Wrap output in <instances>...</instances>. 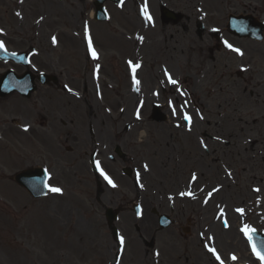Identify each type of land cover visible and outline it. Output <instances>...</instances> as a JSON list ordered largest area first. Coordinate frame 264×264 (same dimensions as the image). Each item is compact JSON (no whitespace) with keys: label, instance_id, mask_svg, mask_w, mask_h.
<instances>
[{"label":"rangeland","instance_id":"1","mask_svg":"<svg viewBox=\"0 0 264 264\" xmlns=\"http://www.w3.org/2000/svg\"><path fill=\"white\" fill-rule=\"evenodd\" d=\"M51 1L0 0V30H2L0 40H4L11 50H24L35 46L38 55L33 59L47 63L51 66L48 70H55L63 81L74 87V85H82L84 82L89 83L87 77L91 76V64L86 62V51L82 39L84 26L90 27L107 59L104 72L108 75L103 73L104 77L98 82L102 83L109 106L114 102L116 103L115 107H122L116 110L119 116H115L120 120L113 122L106 118L96 131V138L103 139L107 127L121 124L115 126L113 133L119 135V138L116 139L117 143L128 153L131 159L129 164L140 167L142 161H147L150 169L146 175L143 173L145 175L141 184L143 187L140 185L137 188L132 178L122 174L120 167L124 164L123 161L117 158L112 161L105 158L108 166L115 173L118 186L108 190L102 182V194L98 199L96 196L98 181L89 162L92 144L84 146L78 140L82 139V125H80L76 137L71 141L74 151L78 152L80 157L74 155V151L72 155L65 154L68 153L66 147L70 144H66L64 149L60 147V151L62 149L65 153H62V156L60 153L58 154L62 158L61 164L56 166V173L53 171V176L50 179V184L62 188L63 193L50 192L44 198L34 199L10 179L11 174L35 161L34 149L31 145L33 143L26 136L16 137L14 129H7L5 133H2L0 129L2 137V139L0 137V141H3L5 145L0 147L4 148L7 153V155L2 154L0 148V264H115L116 243L107 228L104 205L115 208L120 206L122 209L118 226L126 235L128 243L119 264H153L151 255L146 258L148 255L144 250L146 245L144 239L155 240L154 247L157 246L163 256L160 258L161 264H217L213 261L212 256L203 249V242L207 241V236L201 239L198 235L199 231L206 234L205 227L207 224H211L210 221H213L216 210L214 203L211 206L209 220H205L201 215L203 210L200 201L194 203L191 200L179 198L177 193L186 187L189 174L184 173L183 176H178L175 173L177 164L172 172L169 169L163 173L162 170L166 166L164 160L167 159V156L158 152H167L172 148L175 151L179 149L190 151L192 158H187L188 161L184 164L185 167L190 166L202 175V179L196 183V187L200 188L201 185H206L207 189H210L215 185L223 186L221 191V193L224 191L223 194L220 193V196L210 203H220V199L224 197L229 201L227 206L229 210H232L234 205L244 206L247 211V220H253L256 224L264 226V220L258 218V214L255 212V209H260V206L257 203L249 204L256 196L250 191L251 185H258L255 176L251 172V175L234 176L231 179L232 184L228 185L226 179L228 176L225 174L224 168L211 169L206 166V162L212 161L214 153L221 160L224 155H228L229 151H234L237 147H241L242 153L248 157H252L255 151L263 150L258 145L255 149L245 148L246 131L241 133L240 128L236 127V123H240L241 109H245L244 100L240 101V98L246 95L243 93L244 85L236 76H229L220 81V86L212 87V90H215L210 92L208 87L211 85L208 78L204 79L199 75L193 82L196 87L192 96L196 106L202 107L207 112V121L204 125L198 122V125L195 124V128L190 131L192 133L188 134L184 127H175L172 118L163 122L153 121L150 117L154 103H160L162 105L160 108L170 114L171 104L168 100L172 96L167 88L163 90L160 80L157 82L148 81L143 87L140 85L139 91L135 92L133 85L129 82L125 59L127 57L137 58L139 53L144 50L143 46L138 44L139 36L142 34L149 38V33H158V40L163 43L164 35L161 32L163 27H149L141 14V6L145 2L149 3L153 10L152 13L156 14L157 0H125L122 7L108 2L111 14L110 27L96 22L91 17L94 9L92 0ZM187 1L182 0L177 3L190 6L196 15V7L199 6L203 7L209 16L219 14L215 19L219 20L220 15H223L219 24L209 22L208 27L221 26L222 24L225 27L228 13L242 11L241 8L250 2V0ZM253 1L254 7L264 6V0ZM17 12L21 15L17 16ZM172 27L178 28L179 32L168 28V34H174L182 39L181 47L185 49L201 50L206 48L205 45L208 42L215 43L213 37L208 33H205L202 39L198 38L193 23H189V29L185 33L180 25ZM109 32H113L119 37ZM53 36L56 37L55 44L52 43ZM224 36L233 40L236 46H242L246 51L245 57L238 59L235 69H239V65L243 62H247L253 70L254 68L264 69V67H258V65L264 64V60L260 58V54L258 56L256 53L258 50L263 51L264 42H258L262 46L259 47L254 41L233 38L226 33ZM147 42L148 39L145 44ZM115 49L121 53L112 55L115 54ZM161 62L166 63L163 56ZM0 65L3 67H0V73L14 67L12 64ZM155 67L156 62L154 61L150 64L147 72L155 74ZM201 68L204 69L205 66L203 65ZM183 69L184 67H181V70ZM194 71L196 74V68ZM157 76L161 77V80L163 79L161 73H158ZM249 79H252V76H248L247 80ZM260 80H263L264 83V74L256 75L252 80L253 85L255 86ZM185 85L191 90L189 84ZM263 88H258V90ZM202 92L205 95L207 92L212 93L214 98L210 99ZM62 93L60 88L47 87L46 93L42 94L39 91L36 94L44 95L48 104V98L58 99ZM20 97L19 94L14 93L8 99H0V119H3L0 122L2 125H7L3 123L4 121L10 123V119L14 117L13 110L31 114L29 102ZM158 98L159 100H156ZM235 99L241 102L240 109L235 108ZM142 100L145 101L143 108L145 120L136 124L133 110L140 105ZM119 103L121 104L118 105ZM48 107L53 110L54 105L51 103L48 104ZM123 109L126 112L124 118L122 117ZM71 116L74 118L73 113ZM243 117L244 120L250 119L249 116ZM125 123L132 126L130 130H125ZM226 123H235V128L240 134L236 141H232L228 137V133L226 134L224 130ZM76 124H85L84 115L77 117ZM217 124L224 126L218 129ZM67 131L68 128L62 131L63 140ZM258 131L263 132V129L259 127ZM106 132L111 140L110 132ZM203 132L208 133V136L204 137ZM200 136L205 138L210 147V151L207 153L199 144ZM213 136L218 137L214 140ZM222 139L226 143H222ZM140 140L144 142L141 143ZM44 145L45 147L41 149L46 151L58 149V146L53 143ZM109 150L113 153L114 148L109 147ZM155 152L157 155H154ZM136 158H140L141 162L136 163ZM173 166L174 160L171 163V167ZM237 173L239 172L233 171L234 175ZM212 175L217 178L213 179ZM107 191L111 194L105 199L104 193ZM168 195L175 196L174 207H171L172 200ZM234 197L244 200L241 203L233 204L230 200ZM136 199L141 200L145 208L142 219L136 218L132 211ZM156 212L170 215L175 218L177 223L167 229H159ZM197 216L200 220H196ZM195 221L200 222L198 226ZM137 226L140 231H137ZM234 229L235 226L230 230L237 235L238 232ZM229 235L233 234L229 233ZM237 236L239 237V235ZM228 237L221 238L220 244L216 239V244L225 257L234 250H247L243 240H240L242 244L244 243V249H241L238 245L230 243Z\"/></svg>","mask_w":264,"mask_h":264},{"label":"snow or ice","instance_id":"2","mask_svg":"<svg viewBox=\"0 0 264 264\" xmlns=\"http://www.w3.org/2000/svg\"><path fill=\"white\" fill-rule=\"evenodd\" d=\"M21 2H23V0H21ZM121 2H123V0H121ZM141 12L142 14L145 16V19L147 20H151V16L150 14L148 13V10H147V5L145 4L144 7L141 8ZM17 16H20L21 14L19 12L16 13ZM41 19H43V17H41ZM85 39L87 41V45H88V49H89V52L91 53V56L93 59H99V56H98V53L95 51L94 47H93V42H92V38L88 32V28H87V25H85ZM0 32H2V30H0ZM140 40H143V37H139ZM57 41H56V37H52V43L55 44ZM225 46L230 49L231 51H234L236 52L237 54L239 55H243V52L240 50V49H237V48H234L231 44H228L227 41H225ZM0 51H4L5 54H7V50H6V47L4 45V42L3 41H0ZM11 55H15V53H11ZM128 64H129V67L131 69V72H132V81H133V84L135 86V90L136 91H139V84H140V81L136 78V72H137V69H139L141 67V64L140 63H133L132 61H128ZM99 68V65H97V69ZM165 76L167 77L168 79V82L175 85L178 83V81L174 80L171 76V74H169L167 72V70H165ZM69 91H71V89H69ZM183 94V93H181ZM176 114V109L173 107V115ZM137 118L139 119V111H137ZM183 119L185 121H188L189 125L191 124V116L188 115L187 112H185L183 114ZM25 131H27V127H25L24 129ZM189 130H191L189 128ZM206 147V145H205ZM96 167L97 169L100 171V174L102 176H104V179L112 186V187H116V184L111 180V178L103 171L102 168H100V163L99 161H96ZM145 170H147V165H145ZM47 175V173H46ZM230 175V174H229ZM137 177H139V173H137ZM49 179H51L50 176H48ZM192 180L195 181L196 180V176L195 174H193L192 176ZM44 187L48 190V192H51V193H54V194H62L63 193V189L60 188V187H55V186H52L50 184H48L47 182L44 183ZM141 187H143V185H141ZM218 191V189H213L212 192H209L208 193V197L211 198V196L213 195V192H216ZM255 191H259V189H255ZM186 193H181V195H185ZM187 195H191V193H187ZM208 201L205 200V203H207ZM238 212H240L241 214H243V209H237ZM221 216H223V209H221ZM224 226L225 227H228V223H227V220L224 221ZM241 231L244 233L245 237L247 238L250 246H251V250H252V253L253 255L260 261V264H264V240L260 241L259 245L256 243L255 241V229L254 228H251L249 225H244L242 228H241ZM209 240H211L212 238L209 237L208 238ZM119 243H120V246H121V250H123V246H124V237L123 236H120L119 237ZM205 248H207L208 252H210L212 254V256L215 257V260L219 262V264H225V261L221 258L220 254L218 253L217 249L215 247H212L210 246L209 244H205ZM158 255V253H157ZM231 260L235 261L237 259V257L235 255H232L231 257ZM117 264H119V262L117 261Z\"/></svg>","mask_w":264,"mask_h":264},{"label":"flooded vegetation","instance_id":"3","mask_svg":"<svg viewBox=\"0 0 264 264\" xmlns=\"http://www.w3.org/2000/svg\"><path fill=\"white\" fill-rule=\"evenodd\" d=\"M188 20H191V18L189 17ZM51 103H52L51 98H48V104H51ZM38 104L42 108L41 114L43 116V120L40 121L36 119V121H38L42 127L39 130L33 127L31 129V135L36 142H44L49 138V135L47 132L50 128H52L53 131H57V129L59 128L56 125L51 126V121L49 120V117H48V114H50L51 111L49 110L48 106L45 104V101L43 99H40ZM55 104L56 106L53 108V111L57 112L59 116L66 115L70 111H73L75 114H77L78 111L80 110L79 108L68 107L67 103L60 98L55 101ZM72 122H74V118L72 119ZM62 124L65 125L64 123ZM263 171H264V168H263ZM234 251H238V250H234ZM238 254H240L242 258H246L248 256V249L246 250V252L238 251Z\"/></svg>","mask_w":264,"mask_h":264},{"label":"bare ground","instance_id":"4","mask_svg":"<svg viewBox=\"0 0 264 264\" xmlns=\"http://www.w3.org/2000/svg\"><path fill=\"white\" fill-rule=\"evenodd\" d=\"M51 1V0H50ZM51 3H54V2H52L51 1ZM155 23H156V21H155ZM231 131H229V133H230ZM165 162L166 163H168L169 161L167 160V159H165ZM233 216L234 217H236L234 214H233ZM211 228H212V232H217L218 234H219V236L221 237V238H223L224 236H227L228 237V235H229V232H221L220 230H219V228H218V225L217 224H215V223H213L212 225H211ZM233 234V235H229V237H230V240H229V242L230 243H233V244H236V245H238L241 249H242V243H241V238L240 237H238L237 235H239V234H237V235H235L233 232H232V230L230 231V234Z\"/></svg>","mask_w":264,"mask_h":264},{"label":"water","instance_id":"5","mask_svg":"<svg viewBox=\"0 0 264 264\" xmlns=\"http://www.w3.org/2000/svg\"><path fill=\"white\" fill-rule=\"evenodd\" d=\"M99 10H101V8ZM247 26L250 27V24H247ZM0 94L4 95L3 92H0ZM23 174H25V173H23ZM23 174H21V175H23ZM17 180L31 190L30 183H29V181L26 178H20V175H19V176H17ZM33 194L35 196H38V195L43 194V193H37V191L34 190V193ZM114 216H115V213L114 212L113 213L112 212L109 213V219H110V221H113Z\"/></svg>","mask_w":264,"mask_h":264}]
</instances>
